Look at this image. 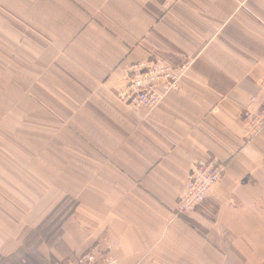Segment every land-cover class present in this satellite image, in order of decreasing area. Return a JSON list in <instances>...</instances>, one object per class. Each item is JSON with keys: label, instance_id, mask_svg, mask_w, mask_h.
Returning <instances> with one entry per match:
<instances>
[{"label": "crops", "instance_id": "obj_1", "mask_svg": "<svg viewBox=\"0 0 264 264\" xmlns=\"http://www.w3.org/2000/svg\"><path fill=\"white\" fill-rule=\"evenodd\" d=\"M40 5L47 90L39 108H0V264L73 259L103 241L118 264H264V131L247 141L242 123L262 96L264 0ZM17 33L0 15V69L16 65ZM152 55L190 65L156 108L133 111L119 100L123 69ZM205 160L223 178L177 216L191 165ZM69 200L57 244H34Z\"/></svg>", "mask_w": 264, "mask_h": 264}, {"label": "built area", "instance_id": "obj_2", "mask_svg": "<svg viewBox=\"0 0 264 264\" xmlns=\"http://www.w3.org/2000/svg\"><path fill=\"white\" fill-rule=\"evenodd\" d=\"M162 1L166 5H171L178 0ZM189 63L186 61L175 65L157 56L129 65L123 69L124 87L119 94V100L133 111L153 110L165 96L176 89ZM259 87L262 92L260 102L257 106L246 108L242 113L247 141L264 131V73L260 78ZM250 101L252 104L256 102L254 99ZM224 172L225 167L214 160L197 161L192 164L176 203V215L189 216L195 212L222 180ZM113 247V244L106 241L99 242L82 255L53 264H118Z\"/></svg>", "mask_w": 264, "mask_h": 264}, {"label": "rangeland", "instance_id": "obj_3", "mask_svg": "<svg viewBox=\"0 0 264 264\" xmlns=\"http://www.w3.org/2000/svg\"><path fill=\"white\" fill-rule=\"evenodd\" d=\"M12 6H15V14L12 11ZM40 14V0H15V5L10 4V0H0V15L12 19L18 31L17 57L11 59V61L16 60V65L0 69V108L24 107L26 102L32 104L34 108H39L41 105L40 96L42 92H46L47 84H42L40 63L38 61L41 53L39 47ZM30 30L34 32L32 44L37 50L31 54H25L21 51V45L28 44L26 32ZM157 56L152 55L151 57ZM29 64L30 67H24V65ZM52 71L55 70H50V77ZM50 88L51 86H49V91ZM29 98H32L30 102ZM73 205L70 200L61 204L43 223L42 227L34 231L31 241L35 244L38 240L48 246L57 244L60 238L61 223L69 215ZM34 251L28 253L33 255ZM52 257L51 255L48 256V264L58 261H55V258Z\"/></svg>", "mask_w": 264, "mask_h": 264}, {"label": "trees", "instance_id": "obj_4", "mask_svg": "<svg viewBox=\"0 0 264 264\" xmlns=\"http://www.w3.org/2000/svg\"><path fill=\"white\" fill-rule=\"evenodd\" d=\"M58 207H59V206H58ZM58 207H57L56 209H58ZM55 211H56V210H55ZM55 211H54V212H55ZM54 212H53V213H54ZM53 213H52V214H53ZM42 225H43V224H42ZM42 225L38 228V230L42 227Z\"/></svg>", "mask_w": 264, "mask_h": 264}]
</instances>
